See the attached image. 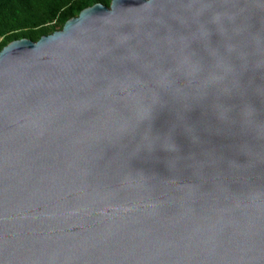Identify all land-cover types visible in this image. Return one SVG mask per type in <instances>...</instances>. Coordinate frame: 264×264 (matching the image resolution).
<instances>
[{
	"label": "water",
	"instance_id": "obj_1",
	"mask_svg": "<svg viewBox=\"0 0 264 264\" xmlns=\"http://www.w3.org/2000/svg\"><path fill=\"white\" fill-rule=\"evenodd\" d=\"M0 264H264V0H110L0 50Z\"/></svg>",
	"mask_w": 264,
	"mask_h": 264
},
{
	"label": "trees",
	"instance_id": "obj_2",
	"mask_svg": "<svg viewBox=\"0 0 264 264\" xmlns=\"http://www.w3.org/2000/svg\"><path fill=\"white\" fill-rule=\"evenodd\" d=\"M110 0H0V50L12 40H38L94 3Z\"/></svg>",
	"mask_w": 264,
	"mask_h": 264
}]
</instances>
